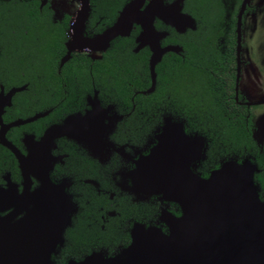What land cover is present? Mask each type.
I'll list each match as a JSON object with an SVG mask.
<instances>
[{
    "label": "flooded vegetation",
    "instance_id": "af4514ba",
    "mask_svg": "<svg viewBox=\"0 0 264 264\" xmlns=\"http://www.w3.org/2000/svg\"><path fill=\"white\" fill-rule=\"evenodd\" d=\"M133 1L0 0V95L7 98L0 117L5 125L28 120L6 129L5 137L17 151L27 156L30 141L40 140L48 127L68 115L84 113L89 108L88 97L95 94L103 106L114 105L122 116L109 137L116 147L124 146L128 160L114 151L107 162L100 163L65 137L56 138L50 148L55 161L49 177L55 184L65 186L75 205L70 224L63 232V243L52 255L54 264L80 260L94 250L110 254L130 242L129 231L135 222L157 225L166 231L160 221L163 212L180 214L176 203L158 196L136 200L124 191L120 179L124 167L133 169L138 155L148 154L155 145L153 131L166 114L155 95V110L133 115L134 99L138 94H158L163 84L168 85L170 76L175 74L171 61L186 60L192 66L190 80L201 89L211 90L206 97L223 108L230 122L229 137L215 136V132L202 134L206 148L197 170L206 176L225 159L248 158L258 165L254 179L264 199V0H135L139 18L143 24H150L153 39L134 22L128 35L114 37L100 52V58L92 59L98 54L87 50H75L61 63L78 16L83 25L77 37L93 38L112 26L122 8ZM180 16L189 17L183 27ZM140 33L145 35L144 42L155 41L154 48L164 49L154 68L155 87L150 93L145 91L151 86L152 50L148 42L139 45ZM116 56L139 60L119 61L124 66L122 72L129 75L130 105L126 112L119 108L126 106L125 100H115L112 95L114 84H101L102 74L114 72L105 67ZM70 63L75 67H69ZM140 64L139 79L145 81L141 87L132 82L134 68ZM77 72L88 75L85 85L69 82V73L76 77ZM165 93L170 97L168 89H163L161 96ZM135 122L140 123L139 129L129 130ZM146 125L148 131H141ZM122 127L128 131L122 132ZM241 132L248 133L250 142L242 140ZM122 136L141 141H122ZM40 185L34 168L24 171L14 153L0 143V217L22 218L26 194ZM10 202L14 207H6Z\"/></svg>",
    "mask_w": 264,
    "mask_h": 264
},
{
    "label": "water",
    "instance_id": "95a60500",
    "mask_svg": "<svg viewBox=\"0 0 264 264\" xmlns=\"http://www.w3.org/2000/svg\"><path fill=\"white\" fill-rule=\"evenodd\" d=\"M136 9L134 0L122 8L112 26L87 39L77 37L83 25L82 17L78 16L61 63L75 50H87L98 54L92 55V59L100 58V52L106 50L114 37L128 35L134 22L153 39L150 24H143ZM180 18L183 27L189 17ZM144 36L140 33L137 42L150 43L152 50L151 86L145 91L150 93L155 87L154 68L164 49L154 48L155 41L144 42ZM6 99L0 95V109ZM87 101L89 108L84 113L68 115L48 127L40 140L30 141L27 156L15 149L5 132L10 126L28 120L5 125L0 117V143L14 153L24 171L34 168L41 182L36 190L26 194L22 218L0 217V264H54L52 255L63 243V232L75 211L65 186L55 184L49 177L55 161L50 148L56 138L74 141L100 163L107 162L114 151L128 160L124 146L116 147L109 137L122 116L114 105L103 106L97 94ZM152 139L156 143L149 153H140L133 169H122V188L136 200L158 196L174 202L180 214L163 212L160 221L166 225V231L157 225L135 222L127 245L110 254L94 250L67 264H264V199L254 179L258 165L248 158L238 161L230 157L206 176L201 175L197 168L204 157L206 139L198 132L186 131L185 120L170 113L163 116ZM0 202L3 203L1 198ZM14 205L10 202L6 207Z\"/></svg>",
    "mask_w": 264,
    "mask_h": 264
},
{
    "label": "trees",
    "instance_id": "16d2710c",
    "mask_svg": "<svg viewBox=\"0 0 264 264\" xmlns=\"http://www.w3.org/2000/svg\"><path fill=\"white\" fill-rule=\"evenodd\" d=\"M121 60H125L127 62L131 61L133 63H138L139 61L136 60L134 57L129 59V58L116 56L111 62L107 63L105 67V68L107 67L112 68L114 72L108 71V73L102 74L101 84L104 86H109L110 83L114 84L113 87L116 89H112V95L115 96V100L117 98H122L125 100L126 106L121 105L119 106V108L125 109L124 112H126L128 111V106L130 105V101L128 100L130 94H128L127 91L129 75L125 71L122 72L124 66L119 65V61ZM185 61L186 60L184 61L180 60L179 62L171 61L170 65L172 71H175L174 72L175 74L170 76L171 79L168 81V85L163 84V86L160 89H158V94L156 93L148 96L138 94L134 99L135 106L132 114L136 116H140V115H144L147 109L149 110V112L155 110L154 96L158 95L159 96V98H157L158 106L161 105L166 113L171 112V114L184 119L186 125V131L189 132L196 131L198 133L206 134V135H208L209 132H215V136L223 137L224 134V137H229L230 122L224 116L222 112L223 108L220 105H216L213 101H210V98L208 100V98L206 97V93L210 95L211 90L209 88L203 87L201 89L199 86H195V84L190 80V75L192 74V70L190 68L192 66L187 64ZM139 66H141V64L134 68L136 70L134 71L132 82L136 83L139 87H141V85L144 84L145 81L139 79V73L137 72ZM69 67H75V66L73 63H70ZM81 72L76 73L77 78L71 77L72 74L69 73V82L70 83L79 82L85 85L88 79L87 78L88 75L81 74ZM38 74H40V72ZM45 74H48V72L44 73V75ZM82 75L84 77H82ZM104 86L102 87L106 88ZM163 89L164 90L168 89V93L170 94V97H167L166 93L164 97L161 96V92ZM194 94H197L198 96L196 97L194 96ZM200 95H203L204 97H201ZM205 101H210L211 103L208 104L205 103ZM225 124H228V127L227 126L223 127V125ZM139 126L140 123L135 122L133 124V128L129 127L130 128L129 130L131 131H134V129L138 130ZM123 131H128V130L127 129L125 130V128L122 127V132ZM141 131H148L147 125L141 128ZM241 135L243 137L242 140L244 139L245 143L250 142V138L247 132H243V134L241 132ZM235 137L236 134L234 138ZM125 140H134L138 142L141 141L139 139H135L133 136H129V137L122 136V141ZM112 162L113 160H111L110 163ZM262 190L264 192V184H262Z\"/></svg>",
    "mask_w": 264,
    "mask_h": 264
}]
</instances>
